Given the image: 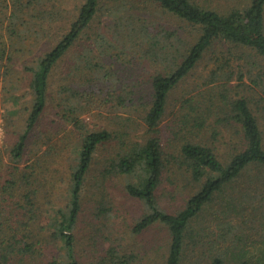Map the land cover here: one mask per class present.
<instances>
[{
  "label": "trees",
  "instance_id": "16d2710c",
  "mask_svg": "<svg viewBox=\"0 0 264 264\" xmlns=\"http://www.w3.org/2000/svg\"><path fill=\"white\" fill-rule=\"evenodd\" d=\"M11 1L14 25L11 35L15 37L23 28L30 27L27 23L31 22L23 23L21 19L33 7L39 15L51 18L55 14L48 5L50 0ZM127 1L114 0L118 4L110 6V17H114L115 23L106 25L111 37L100 31L96 44L101 51L96 52L94 45L87 48V53H79L73 65L76 73L74 82H71V87L66 85L61 88V94L68 91L70 95L68 98L58 97L61 117L79 134L77 139L80 142L76 149V163L71 168L68 202L57 209L47 226L54 242L63 243L64 264H80L75 231L83 212L86 182L96 154L120 133L122 147L115 158L107 160L101 175L103 178L126 175L134 179L127 184L126 190L143 203L146 213L136 222L133 231L141 234L156 225L166 227L170 238L166 264L183 263L189 242L195 240L194 223L209 205L221 200L225 201L221 205L224 209L221 216L224 215L226 222L219 225L222 218H218L216 223L220 228L230 230L231 236H224L219 230L216 237L220 240L232 239L233 250L238 253H217L211 264H264V104L256 112L254 106L260 107L261 102L256 95L249 97L244 93L246 88L264 92V69L260 67L264 63V0H243V6L227 12H219L196 0H144L156 13L168 14L196 29L199 37L193 44L179 36L181 30L164 31L151 21L150 16L156 15L149 8ZM104 9L108 8L103 5V0H84L68 31L55 46L39 57L35 68L30 69L33 104L26 130L10 155L17 166L23 161L28 140L51 102L50 82L54 69L76 47ZM125 11H130V16L127 17ZM215 44L226 46L228 52L223 58L224 64L217 66L213 76L220 75L229 82L234 70L230 68L241 59L243 62L236 65L235 70L242 93L230 96L231 90L226 83H222L219 87H223L224 93L220 90L219 96L209 94L210 89L199 99L184 100L171 132L176 146L169 152L163 144L160 126L168 111L170 95L198 67L205 53ZM119 45L124 50L122 53L130 49L138 59L153 61L161 66L150 78L151 102L144 117L150 136L143 143H126L129 131L110 128L117 124L128 126L120 120L111 119L108 127L95 130L87 127L80 117L99 110L101 106L112 105V108H118L117 111H126L136 105L146 106L142 104L141 93L128 91L124 94L126 89L122 84L126 80L117 78L111 66L106 70L105 58L111 49H119ZM243 50L250 52L251 60ZM256 57L259 62L252 59ZM84 69L90 70L88 76L83 75ZM246 76L250 78V85L244 81ZM219 124L233 126L240 139L223 159L213 147L199 139L211 125L215 127L212 136H220L222 132L216 129H219L216 127ZM52 152V148L46 151L42 157L44 161L37 159L24 167H15L8 179L0 183V264H39L52 245L43 246L41 239L45 230L41 220L50 214L48 204H53L50 193L46 192L43 198L42 190L54 185L41 175L44 170H49ZM168 171L180 173L198 186L185 199L183 208L174 213L164 210L157 196ZM99 211L97 218L105 219L111 209L101 204ZM210 229L211 226H205L202 232L206 234ZM94 232L98 237L104 234L101 228L94 229ZM229 255L231 258H227ZM125 258L117 249L110 247L102 264H128Z\"/></svg>",
  "mask_w": 264,
  "mask_h": 264
},
{
  "label": "rangeland",
  "instance_id": "374dc122",
  "mask_svg": "<svg viewBox=\"0 0 264 264\" xmlns=\"http://www.w3.org/2000/svg\"><path fill=\"white\" fill-rule=\"evenodd\" d=\"M196 1L217 9L219 12H227L235 7H241L245 3L243 0ZM50 2L48 5L50 10L55 13L54 16L49 18L48 15H39L33 7L31 11L23 14L21 19L23 23L31 22L27 23L30 27L23 28L15 37L11 35V29L14 28L11 19L12 1L0 0V168H2L0 183L3 184L8 179L10 174L15 171V167H24L36 162L37 159L44 161L42 157L46 151L53 149L52 155L49 157V170H44L41 175L42 178L47 177L48 181L54 182L52 187L49 185L42 190L43 198L46 192L50 193L53 204H48L50 214L45 215L41 220L45 226L41 235L42 245H52L46 250L44 261H40L39 264H64L63 243L54 242L47 226L50 218L55 216L57 209L64 207L68 202L70 173L78 157L76 149L80 142L77 139L79 134L61 117L62 108L58 106L60 103L58 97L68 98L70 95L68 91L61 94V88L66 85L70 86L71 82H74L73 77L76 73L73 65L79 53H87V48L90 49L94 45L97 48L96 52L101 51L96 44V38L100 31L107 37H111L106 29V25L115 23L114 17H110V6L118 4L120 1L115 3L114 0H103V5H107L108 9H104L97 15L92 26L82 35L80 42L54 69L50 82L51 102L28 140V149L23 161L17 166L10 155L20 136L26 130L27 119L33 104L30 69L35 68L39 57L55 46L61 36L68 31L78 16L84 0H50ZM135 2L143 8L147 7L153 11L156 16H150L149 19L160 25L164 31L179 29L181 30L179 36L192 44L198 39L199 32L196 29L177 21L168 14H159V11L156 13L144 0L127 1L129 4ZM130 13V11H125L127 17L130 16ZM139 16L142 17V15ZM121 51H124L121 50V46L119 49L115 48L109 51V56L105 58L106 70L111 66L116 72L117 78L126 80V83L122 84L125 85L127 91L124 94H128L130 91H134L136 94L141 93L143 95L142 104H146V106L136 105L126 111L122 109L117 111L118 108L115 109L112 108V105H107L101 106L97 111L84 113L80 117L88 125L87 127L95 130L108 127L111 119L113 121L120 120L128 126L123 127L121 124H117L110 128L117 131H129L130 135L125 139L126 143L138 141L143 143L150 136L144 122L146 111L151 102L149 96L150 78L160 70L161 66L156 65L153 61L138 59L130 49L127 53ZM227 52L228 48L221 44L211 47L205 53L204 59L198 67L170 95L168 111L160 126L163 144L169 152L176 146L175 140L172 141L171 132L184 100L199 99L210 89L209 94L214 93L219 96V91L223 89L222 86L219 87L222 83H226L231 90L230 96L236 97L237 94L242 93V88L238 87L239 75L235 70L236 65L243 62L241 59L234 62V67L232 65L230 68L234 70L229 82L220 75L213 76L217 66L224 64L223 58L227 56ZM242 52L251 60L249 51L243 50ZM244 55L243 57H245ZM252 59L259 62L257 57ZM260 67L264 69V63H261ZM258 69L260 68L258 67ZM82 72L84 76L90 74L89 69H84ZM245 72L247 71L245 70ZM246 77L244 81L250 85V78ZM222 91L224 93V90ZM244 93L249 97H252L253 94L257 96V100L261 104L260 107L254 106V109L256 112L257 109L260 111L261 105L264 104L262 102L264 92L260 89L249 90L246 88ZM262 123L264 125V120ZM219 125H216L219 127L216 129L222 132L220 136L216 138L212 136L215 127L211 125L207 131L202 132L199 139L213 147L219 157L223 159L232 151L234 143L239 142L240 139L233 126ZM120 135L121 133L96 154L86 182L83 212L75 231L79 263L102 264L107 257V251L113 247L117 249L120 256L126 257L125 260L128 261V264H166L170 240L167 228L163 225H156L141 234H136L133 231L136 222L146 213L143 203L130 196L126 190L127 184L134 179L126 175H111L107 178H103L101 175L107 160L115 158L116 153L122 147ZM191 184L189 179H185L180 173L166 172L157 193L160 206L172 213L181 210L185 199L198 188L197 185ZM222 203L225 204V201L221 200V202L209 205L194 223L195 233L193 236L195 240L189 242L182 264H211L217 253H226V251V254L238 253L233 250L232 239L227 237L220 240L216 237L219 230L224 236L227 234L231 236V231L226 227L217 226L218 223L220 225L221 222H226L223 219L224 215L221 216L224 211ZM101 204L111 209L105 219L97 218ZM217 215L220 217H216ZM218 218L222 219L216 223ZM205 226H211L206 234L202 232ZM96 228H101L104 234L98 237L94 232ZM241 246H243V242ZM227 258H231V255Z\"/></svg>",
  "mask_w": 264,
  "mask_h": 264
}]
</instances>
